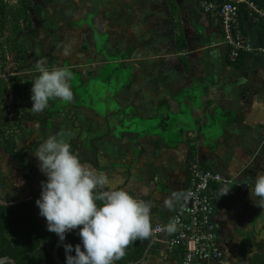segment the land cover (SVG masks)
<instances>
[{
	"label": "crops",
	"instance_id": "1",
	"mask_svg": "<svg viewBox=\"0 0 264 264\" xmlns=\"http://www.w3.org/2000/svg\"><path fill=\"white\" fill-rule=\"evenodd\" d=\"M83 1L90 9L81 10L78 32L95 35L101 58L92 66L122 67L126 76L80 77L84 96L74 93V109L81 120L65 130L68 141L80 140L84 164L121 178L119 187L151 204L153 227L170 221L193 160L219 172L228 180L212 191L222 255L207 264H251L264 243V207L252 197L264 172L261 25L242 3L252 49L238 67L202 0ZM240 184L250 187L245 197ZM173 192L182 195L167 207ZM157 242L160 253L149 252L142 264H182L180 249Z\"/></svg>",
	"mask_w": 264,
	"mask_h": 264
},
{
	"label": "clouds",
	"instance_id": "2",
	"mask_svg": "<svg viewBox=\"0 0 264 264\" xmlns=\"http://www.w3.org/2000/svg\"><path fill=\"white\" fill-rule=\"evenodd\" d=\"M36 70L39 75L32 82L30 96L34 113L43 112L52 99L73 101L72 73L68 68H49L41 59ZM35 155L38 168L46 176L35 203L47 230L63 243L67 233L79 229L81 243L75 247L63 244L66 264H115L126 255L130 244L153 236L151 204L119 187L121 178H109L82 163L71 150L65 133L49 136L39 144ZM230 189L222 190L221 196ZM181 195L173 192L165 206L171 207ZM252 197L259 198L264 207V172H259L253 181ZM165 230L175 232L176 224L169 222Z\"/></svg>",
	"mask_w": 264,
	"mask_h": 264
},
{
	"label": "rangeland",
	"instance_id": "3",
	"mask_svg": "<svg viewBox=\"0 0 264 264\" xmlns=\"http://www.w3.org/2000/svg\"><path fill=\"white\" fill-rule=\"evenodd\" d=\"M6 1L15 4L19 0ZM31 2L42 9L43 16L39 19L33 10L32 29L23 30L18 37L21 45L28 52L25 62L20 64L11 57L7 61L2 60L0 52V73H12L20 67L18 75L23 80L22 86L11 87L6 96L8 113L13 120L17 115L14 107L18 103L22 125L4 128L0 131V139L2 144L16 141L19 150L28 152L26 177L15 161L5 153L0 143V201L2 202L26 199L36 201L40 197L41 181L46 180V176L38 168L39 162L35 150L49 136L65 133L69 125L76 129L78 121L81 120L74 109L75 96L71 103L56 98L50 100L43 112L32 111L31 87L33 80L39 75L36 63L44 59L49 68L53 66L68 68L72 73L70 84L73 93L77 92L83 96L84 91L79 88L82 84L80 77H95L96 74H99V77H107V74L109 77H121L124 74L122 67L97 66L95 69L92 66L96 65L93 59H101L94 53L95 35L92 37L89 29L83 34L78 32L81 26L79 22L81 10L87 8L89 11L90 5L85 6L83 0H31ZM3 44H5V35L0 33V45ZM80 54L85 55L81 57L83 66L77 60ZM76 86L79 89L75 90ZM89 101L90 98L87 96L81 104L86 106ZM40 218L47 225L45 218L41 216Z\"/></svg>",
	"mask_w": 264,
	"mask_h": 264
},
{
	"label": "trees",
	"instance_id": "4",
	"mask_svg": "<svg viewBox=\"0 0 264 264\" xmlns=\"http://www.w3.org/2000/svg\"><path fill=\"white\" fill-rule=\"evenodd\" d=\"M253 1L264 5V0ZM242 6L245 7V5ZM33 10L39 19L42 18V9L33 5L31 0H19L15 4L0 0V33L5 35V44L0 45L2 60L7 61L11 57L20 64L25 62L28 52L21 45L18 37L23 30L32 29ZM263 36L264 27H262ZM244 58L245 55L237 61H231L241 67ZM19 69L20 67L12 72L13 74L10 72L0 73V131L15 125L18 127L22 125L18 103L14 107V112L17 115L13 120L8 113L9 108L6 101L11 87L18 88L23 85V80L18 75ZM0 143L5 153L15 161L23 175L26 176L28 152L19 150L16 141L2 144L0 139ZM69 143L71 150L80 158L81 162H86L81 154L83 147L80 140L73 139ZM153 228L152 226V230ZM58 239L55 233L47 230V225L42 222L38 207L33 199L15 202L0 201V258L9 256L16 260L17 264H56L52 250ZM66 243L72 244L73 247L81 243L77 230L67 233L65 241L60 247L59 255L64 263H66V255L63 244ZM148 249L150 253H160V244L154 240V235L130 244L126 249V255L116 261V264H138ZM258 249L259 252L250 260L251 264H264V243L259 244Z\"/></svg>",
	"mask_w": 264,
	"mask_h": 264
},
{
	"label": "built area",
	"instance_id": "5",
	"mask_svg": "<svg viewBox=\"0 0 264 264\" xmlns=\"http://www.w3.org/2000/svg\"><path fill=\"white\" fill-rule=\"evenodd\" d=\"M242 3L247 6L248 17L264 27V5L253 0L201 1L202 10L220 21L232 61H237L252 49V42L241 24ZM261 50L264 52V45ZM227 182L219 172L193 160L189 167L187 188L169 221L176 224V231L171 234L166 232L165 226L169 222L153 228L154 238L164 243L168 250L182 251V264H207L222 255L212 191L215 185ZM249 191L248 184L239 185L241 197H245Z\"/></svg>",
	"mask_w": 264,
	"mask_h": 264
},
{
	"label": "water",
	"instance_id": "6",
	"mask_svg": "<svg viewBox=\"0 0 264 264\" xmlns=\"http://www.w3.org/2000/svg\"><path fill=\"white\" fill-rule=\"evenodd\" d=\"M75 230L79 231V229H75ZM61 245H62V242L58 239L57 243L55 244L52 250V256L54 257L56 264H66L64 263V261L61 259L59 255V250H60ZM148 255H149V249L146 251L144 257L141 259V261L138 262V264H142L146 260ZM0 264H17V262L13 258L6 256V257L0 258Z\"/></svg>",
	"mask_w": 264,
	"mask_h": 264
},
{
	"label": "flooded vegetation",
	"instance_id": "7",
	"mask_svg": "<svg viewBox=\"0 0 264 264\" xmlns=\"http://www.w3.org/2000/svg\"><path fill=\"white\" fill-rule=\"evenodd\" d=\"M95 76H97V74L95 75ZM126 75H125V73L124 74H122V76L121 77H125ZM114 77H116V76H114Z\"/></svg>",
	"mask_w": 264,
	"mask_h": 264
}]
</instances>
